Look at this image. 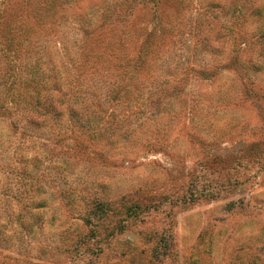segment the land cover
Listing matches in <instances>:
<instances>
[{"label": "rangeland", "instance_id": "rangeland-1", "mask_svg": "<svg viewBox=\"0 0 264 264\" xmlns=\"http://www.w3.org/2000/svg\"><path fill=\"white\" fill-rule=\"evenodd\" d=\"M54 3L0 0V264H264V0Z\"/></svg>", "mask_w": 264, "mask_h": 264}, {"label": "trees", "instance_id": "trees-1", "mask_svg": "<svg viewBox=\"0 0 264 264\" xmlns=\"http://www.w3.org/2000/svg\"><path fill=\"white\" fill-rule=\"evenodd\" d=\"M45 1L47 2V5L49 6L48 8L51 9L52 6H50V5L56 6V4L54 2H56L58 0H45ZM44 7L45 8H42L40 6L39 7L38 6H36V7L31 6L30 7V11L32 13V16L34 19H36V21L43 20V18L46 17L43 14H46V9H48V8L46 6H44ZM1 23H3V22H1ZM0 37H2V38L4 37L5 39H7V41H5V43H4V47H2V48L6 51H12L13 56L10 58V61H12L13 58L14 59L17 58L18 57V54H17L18 47L17 46H19L20 43H16L15 45H12V41H11L12 36L9 35V31L7 30V28L3 27L2 24L0 25ZM2 48H1V50H3ZM82 63H85V60H83ZM31 66L36 67L37 63H34ZM22 82L25 84V86H22V87H25V88L23 90L18 89L16 94H15V98L22 100L25 104H32L31 103L32 101L38 102L39 101V99H38L39 90L37 89L36 86L39 84V81L37 79L35 80V79H32L30 77L29 79L27 78V79L23 80ZM31 83H32V85H31Z\"/></svg>", "mask_w": 264, "mask_h": 264}]
</instances>
